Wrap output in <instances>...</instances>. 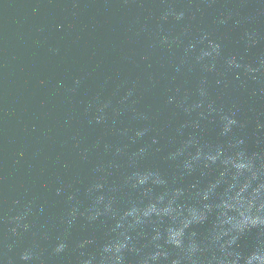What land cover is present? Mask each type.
Segmentation results:
<instances>
[{
    "label": "water",
    "instance_id": "95a60500",
    "mask_svg": "<svg viewBox=\"0 0 264 264\" xmlns=\"http://www.w3.org/2000/svg\"><path fill=\"white\" fill-rule=\"evenodd\" d=\"M0 264H264V0H0Z\"/></svg>",
    "mask_w": 264,
    "mask_h": 264
}]
</instances>
